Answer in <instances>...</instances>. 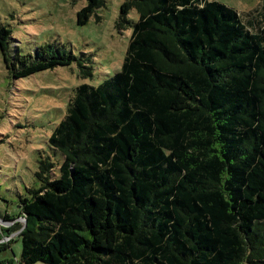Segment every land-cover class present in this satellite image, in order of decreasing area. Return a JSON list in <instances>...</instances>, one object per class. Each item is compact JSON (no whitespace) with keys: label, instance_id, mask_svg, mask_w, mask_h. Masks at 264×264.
<instances>
[{"label":"trees","instance_id":"1","mask_svg":"<svg viewBox=\"0 0 264 264\" xmlns=\"http://www.w3.org/2000/svg\"><path fill=\"white\" fill-rule=\"evenodd\" d=\"M102 5L86 0L76 23ZM252 12L122 1L120 68L71 89L47 139L58 174L40 156L38 186L19 200L34 225L18 264H264V20ZM10 34L0 25L12 78L74 61L91 77L63 45L22 53Z\"/></svg>","mask_w":264,"mask_h":264},{"label":"rangeland","instance_id":"2","mask_svg":"<svg viewBox=\"0 0 264 264\" xmlns=\"http://www.w3.org/2000/svg\"><path fill=\"white\" fill-rule=\"evenodd\" d=\"M122 1L104 0L85 24L78 25L76 12L86 0H0V25L10 29L11 45L22 53L44 43L63 45L92 70L91 77L82 78L74 61L12 78L0 53V264H18L19 234L34 225L20 213L19 200L38 186L40 156L48 157L58 174L62 157L47 139L64 115L71 89L83 82L99 84L120 68L131 31L130 26L116 27ZM216 1L243 17L253 11V17L264 20V0ZM127 17L136 20V11L131 9Z\"/></svg>","mask_w":264,"mask_h":264}]
</instances>
